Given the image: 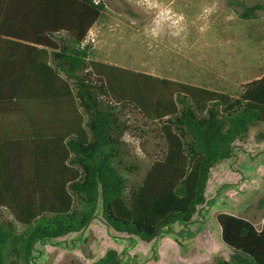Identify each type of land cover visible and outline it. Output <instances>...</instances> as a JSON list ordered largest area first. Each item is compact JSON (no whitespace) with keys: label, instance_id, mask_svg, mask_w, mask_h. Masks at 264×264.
<instances>
[{"label":"trees","instance_id":"obj_1","mask_svg":"<svg viewBox=\"0 0 264 264\" xmlns=\"http://www.w3.org/2000/svg\"><path fill=\"white\" fill-rule=\"evenodd\" d=\"M261 10L264 2L244 6L240 17L251 20ZM103 11L95 0H17L13 11L5 9L0 40L52 50L48 97L67 111V129L62 136L22 138L20 155L34 159L0 160V213L12 216L0 214V264H38L43 246L84 231L96 218L110 235L130 236L127 251L153 242L157 255L155 241L172 237L171 229L191 222L206 203L212 168L264 125V74L231 95L97 61L87 37ZM19 83L23 97L28 82ZM39 102L45 106L43 97ZM128 109L157 125L165 147L140 180L132 179L141 168L128 158L124 140ZM217 221L238 256L215 264H264V221L261 229L226 213ZM93 264L145 263L110 249Z\"/></svg>","mask_w":264,"mask_h":264},{"label":"rangeland","instance_id":"obj_2","mask_svg":"<svg viewBox=\"0 0 264 264\" xmlns=\"http://www.w3.org/2000/svg\"><path fill=\"white\" fill-rule=\"evenodd\" d=\"M95 2H103L104 11L90 30L87 43L93 46L99 62L231 95L264 74V10L251 20L240 17L244 6L264 0H159L162 7H170L185 17L186 31L176 38L165 30L155 40L145 34V28L152 26L156 10L137 5L136 0ZM213 5L211 15L204 16L203 9ZM125 117L131 124L124 136L128 158L141 168L132 179L140 180L163 156L164 142L155 123L147 122L133 109H128ZM220 213L245 218L257 229L262 227L264 125L253 127L246 140L234 144L233 156L212 168L206 203L198 208L191 222L177 223L170 231L172 237L155 241L157 255L152 252L153 242L142 241L130 250L136 251L137 257H126L127 247L121 251V257L145 264H215L219 258L235 260L238 254L222 239L217 221ZM0 214L5 220L12 219L6 210ZM99 220L95 219L94 225L102 229L100 236L107 238L105 222ZM92 234L82 231L43 246L48 255L38 259V264L97 261L112 249V243L101 237L96 241ZM112 234L124 236L123 240L130 238L127 234ZM166 240L170 245L164 244Z\"/></svg>","mask_w":264,"mask_h":264},{"label":"crops","instance_id":"obj_3","mask_svg":"<svg viewBox=\"0 0 264 264\" xmlns=\"http://www.w3.org/2000/svg\"><path fill=\"white\" fill-rule=\"evenodd\" d=\"M16 2L17 0H0V24L3 16L6 15L5 9L13 11ZM46 65L52 66L51 49L25 42L0 40V160L34 159V155H20L19 145L22 138L36 134L62 136L67 129V111H63L62 108L56 109L49 101L51 87L47 85V82L50 81L51 75L47 72ZM21 80L28 82L26 85L28 91L23 93V97L19 89ZM16 87L17 92H15ZM41 97L45 101L44 107L39 102ZM96 219L99 220V218ZM94 221L84 231L94 232L92 235L96 241L99 237L107 243L110 240L112 243L110 248L121 254L128 240L119 242L112 240L106 224L104 226L107 238L100 236L102 229L99 226L96 227ZM165 243L170 245L169 240ZM105 254L103 253L100 258ZM124 254L127 255L126 257L139 255L136 251H127ZM47 255L46 251L39 259ZM93 263L86 262L85 264Z\"/></svg>","mask_w":264,"mask_h":264},{"label":"clouds","instance_id":"obj_4","mask_svg":"<svg viewBox=\"0 0 264 264\" xmlns=\"http://www.w3.org/2000/svg\"><path fill=\"white\" fill-rule=\"evenodd\" d=\"M136 3L146 7L148 10H156V15L152 19V26L145 28V34L150 36L151 39H159L165 30L176 38L186 31L185 17L182 14L175 13L170 7H162L159 0H136ZM214 7L215 5L205 7L203 15H211Z\"/></svg>","mask_w":264,"mask_h":264}]
</instances>
